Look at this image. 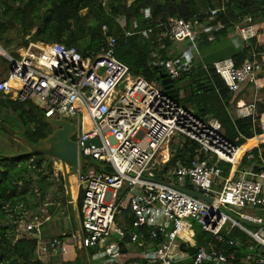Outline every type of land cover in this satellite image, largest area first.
Returning <instances> with one entry per match:
<instances>
[{"label":"built area","instance_id":"obj_1","mask_svg":"<svg viewBox=\"0 0 264 264\" xmlns=\"http://www.w3.org/2000/svg\"><path fill=\"white\" fill-rule=\"evenodd\" d=\"M223 12V8H209L204 14L212 20ZM141 15L147 20L149 8ZM198 18L169 22L164 37L184 44L186 59L175 61L174 68L168 69L164 61L156 64L152 58L150 65L160 68L166 78L174 81L190 71L200 59V36L210 29H222L220 24L210 27ZM102 29L107 32L106 27ZM137 29L134 21L132 30ZM232 30L238 31L231 44L239 51L248 49L257 37L249 16L230 22L226 31ZM133 31L125 35L130 37ZM147 32L152 29L139 34L147 38ZM116 45L115 37L110 36L98 54L83 56L75 47L36 41L15 49L17 59L0 47V57L10 63L9 73L0 77V97L38 108L45 121L73 123L76 130L71 139L79 161L84 166L90 162L98 165V170L94 166L93 170L87 168L79 178L77 188H83L85 195L77 233L67 227L68 217L64 218L67 232L44 240L42 227L51 216L46 213L20 219L18 229L23 234L19 231L16 237L24 235L36 240L35 256L42 264L52 260L61 264L64 239L69 235L75 237L79 252L92 251V264H174L188 257L184 248L190 244L181 242L179 236L194 223L212 240L195 248L192 264H264V169L247 168L235 174L234 167L244 151L226 138L221 123L215 118H201L181 105L176 90L173 97L156 81L133 75L115 58ZM256 55L251 51L239 67L229 58L212 64L233 96L264 69V61H258ZM34 99L43 106H37ZM257 103L237 101L236 118L254 120L258 117ZM260 127V141L264 142V120ZM93 140L98 144L89 143ZM260 141L252 146L258 147ZM186 143L195 146L193 157L187 164L176 162L163 174L162 167L175 151L172 146L182 148ZM220 163L229 166L226 177ZM182 189L215 203L198 200ZM123 203L128 207L126 215L120 211ZM225 210L243 211L239 218L252 230L225 214ZM235 228L254 243L240 257L236 251L226 253L214 245L225 240L223 233L228 236ZM108 239L110 243L101 248ZM228 244L235 247L238 242L229 240Z\"/></svg>","mask_w":264,"mask_h":264},{"label":"trees","instance_id":"obj_2","mask_svg":"<svg viewBox=\"0 0 264 264\" xmlns=\"http://www.w3.org/2000/svg\"><path fill=\"white\" fill-rule=\"evenodd\" d=\"M103 2L105 6L102 5ZM146 8L152 13L151 22L141 15V11ZM209 8L224 9V12L213 18L210 23L214 26L220 24L222 29L212 33V36H200L198 47L202 57L195 61L190 71L181 73L173 81L178 101L184 107L191 108L201 118L217 119L226 138L244 150L234 167L235 174L247 168L259 171L264 169V142L260 141L264 103L259 102L258 117L254 120L238 119L234 113L231 115V108L240 100L239 94L233 96L228 92L222 79L214 72L212 64L229 58L239 67L249 58L251 51L257 54L258 61H264V43H259V36L251 40L248 49L239 51L231 44V39L238 35V31H226L230 22H240L249 16L257 32L264 34V0H0V43L9 46L11 40L6 39V34L11 28L18 27L24 36L19 47L36 41L55 42L66 47H75L83 56H90L98 54L106 38L111 36L115 37L117 42L115 58L126 65L133 75L155 81L163 72L160 68L150 65L151 53L155 50L161 55L164 53V50H159L156 42V29L161 28V31L167 34L169 22L174 19L188 21L199 17L201 22L206 23L209 16L204 13ZM119 18L123 19V24L119 22ZM134 21L138 23V29L135 31L132 30ZM103 27H106V33L103 32ZM146 29H152L154 32L150 39H145L139 34ZM131 31L134 34L127 37L126 32ZM160 43L165 49L172 46L167 36ZM181 81H184V85L178 87ZM253 83L250 82L242 92ZM0 109H8L13 113V119L20 122L30 142L34 143L32 146L52 133L42 112L30 104L10 102L0 97ZM0 131L5 133L3 128H0ZM257 141H260L259 146H252ZM172 149L175 151L162 167L163 174L173 168L176 162L187 164L188 159L194 155L195 146L186 143L182 148L172 146ZM31 158L33 159L29 162ZM44 165L45 160L39 154L0 156V264H42L35 256L36 240L15 239L9 218L15 217L14 220H18L10 213H14L17 206L27 204L29 197L37 193L30 190L34 181L30 175L33 173L39 177L36 187L41 192V201H44L43 191L51 186L46 175L51 168L45 173ZM92 166L98 167L95 163H92ZM219 166L226 177L229 166L225 163H220ZM84 195L85 191L80 188L76 200L79 215ZM61 200L67 203L66 196ZM120 211L122 214H128L126 203L121 205ZM7 222L8 224H4ZM223 236L225 240L214 245L226 253L236 251L237 257L254 244L237 228L228 236L223 233ZM229 240H235L238 245L230 247ZM64 249L60 263L79 264L75 237L69 235L64 239ZM194 252L195 250H192L190 253Z\"/></svg>","mask_w":264,"mask_h":264},{"label":"rangeland","instance_id":"obj_3","mask_svg":"<svg viewBox=\"0 0 264 264\" xmlns=\"http://www.w3.org/2000/svg\"><path fill=\"white\" fill-rule=\"evenodd\" d=\"M82 13H84V11ZM149 15H150V17H148L147 20L146 19L145 20L148 22H151L153 20V18H152V13H151L150 9H149ZM118 20L121 24H123L122 18H119ZM212 21L213 20L207 19L206 25L212 27V24H210ZM255 29H256V26H255ZM156 30H157L156 42L159 45V50H164L163 51L164 53L161 55L159 53V51H156V50L152 51L151 60H152V58H154V63H156V64H158L159 62L162 63V61H164L166 63L165 65L168 67V69L174 68V62L175 61H177L178 63H181L186 59V57L184 56V53H183L184 52L183 49L185 48V46H184V44L172 42V46L165 49L164 46L160 43V41L162 39H164L165 32L161 31V28L156 29ZM213 32H214L213 29H210L208 31V33H206L205 35L212 36ZM153 33H154L153 31L147 32V34H146L147 38H145L143 36L142 37L145 39H150V37L153 35ZM256 33H257V37L259 36V43L260 44L262 42L264 43V34L258 33L257 29H256ZM23 37L24 36L22 35L20 28H18V27L17 28H11L9 30V32H7V34H6V39L11 40V43L9 44V46H5L4 44L0 43V47L2 49H4L7 52V54H9L11 57L17 59L18 56L15 53V49L19 48V44L21 43ZM25 39H27V37H25ZM200 57H202V55ZM9 70H10V63L0 57V72L2 71L0 73V77H2L3 75H7L9 73ZM257 75L260 78L256 77V79L253 81L254 83L252 85H250L249 88H247L245 90V92H241L239 94V97H240V100L244 101L245 103L258 102L257 103V106H258L259 102L264 103V69L260 73H258ZM155 81L160 86L165 85L164 80H155ZM183 85H184V81H181L177 86L182 87ZM34 103L37 106H40V107L43 106V103L38 99H34ZM234 107H232L230 110L231 115L233 113L235 114V108ZM13 116L14 115L10 110H8V109H2L1 110L0 109V122L3 121L2 123L7 125V126L13 125V130L19 129L21 131L22 129H24L23 126L20 124V122H17L15 119H13ZM12 138H13V140H15L14 136H12ZM73 140H75V138H73ZM10 143H12L14 145L16 144L15 146H17V154L18 155H22V154L27 155L28 154V150L22 148V146H19L16 143V141H12L10 135L7 134V136H6L3 131H0V156H9L10 157V156L15 155V153L13 151V147L11 148L9 146ZM32 159L33 158H31V160L29 162H31ZM90 167H93L92 162H90L88 166H84L82 161L80 160L77 175L71 177L70 181H69L70 193H71L76 211H77L76 200H77L78 190H79V187L77 188V185L79 184V178H80L82 173H84V174L86 173L87 168H89L90 170L94 169V167L93 168H90ZM49 168H51L50 169L51 171L46 175H47V177H49L47 181H48V183H50L51 186L49 187V189H45L43 191V193L45 194L44 201H41V192L36 187V185H37L36 183L38 182L39 177L37 175H35L36 173H33L30 175L31 177L34 178V181L30 187V190H34L37 193H33V196L29 197L27 204H21V205L17 206L15 212L10 213L12 216L13 215L16 216V219L18 218V220H14L15 217H13V219H12V217L9 218L11 224L13 225V230H14L13 233H14L15 237L22 233L20 231V228L18 229V227H20V225H21L20 219L23 218L24 220H26L27 217H30L32 215H38V216L41 215L42 216L46 213H48V215H52L51 222H53L54 224H58V226L55 228L54 231H50L46 235L44 233V237L46 239L49 240L54 236L60 235L61 233H64V232H67V227H66L64 218L67 219L70 216H69L68 203L63 202L61 200V198H63V196H66L65 186H64V181H63V175H62V168H61L60 163L57 161H53L52 164L49 166ZM49 168H48V170H49ZM170 170H168L167 172H169ZM76 180H77V183H76ZM224 212H225V214H228L231 217H233L235 220H237L241 225L245 226L246 228L251 229L247 225V222H245L239 218L240 214H243V211L236 213V212H232L229 210H225ZM263 217H264V213H263ZM78 220H80L79 215H78ZM4 224H8V222L4 223ZM47 225H49V224H47ZM118 226L120 228H123V226H121V224H119V223H118ZM16 238L17 239L26 238V236L23 235L20 237L18 236ZM209 239L212 240V237L210 234L202 231V229L200 227H198L197 225L192 223V228L187 230L185 233L182 232L179 236V240L181 242H183V243L187 242L190 244L189 247L184 248V252L188 254V257L184 258L183 260L176 261V262H174V264H192L194 254H191L190 252L192 250H195V248H197V246L199 244L202 245L203 243L208 242L207 240H209ZM80 254L83 258L84 264H92L93 263L91 260V257H90L92 255L91 250L82 249L80 251ZM50 264H56V261L52 260L50 262Z\"/></svg>","mask_w":264,"mask_h":264},{"label":"water","instance_id":"obj_4","mask_svg":"<svg viewBox=\"0 0 264 264\" xmlns=\"http://www.w3.org/2000/svg\"><path fill=\"white\" fill-rule=\"evenodd\" d=\"M101 71H103V69H101ZM157 80H164L165 85H161L163 89L171 93L173 97L176 96L173 80L166 78L164 74L159 75ZM46 123L52 129V133L40 142V147H35L28 143V141L25 138L24 129L21 130L22 137L19 138L17 136L19 132L13 130V125L7 126L0 122V128L5 129L8 135L14 136L15 141L21 143L24 147H26L28 149V154L41 155L42 159L45 160V165H44L45 173H47L48 168L53 161H57L61 164L63 181L65 186V194H66V199L69 208V215H70V222H68V226L70 225L73 231L77 233L79 231L77 211L75 210L74 202L69 187L70 178L75 176L78 172L79 158L77 156L76 144L71 139L72 136L75 134L76 128L73 123L64 120H46ZM89 143H93L97 145L98 141L93 140L90 141ZM13 151L15 153L14 156H19L17 154V146L13 147ZM66 166L70 168L68 171L66 169ZM182 190L186 192L188 195L198 200L205 201L209 204L215 203L211 198L205 197L197 192L184 190V189ZM257 215L260 216V211H257ZM113 237L118 239L119 235L113 233ZM69 240L71 241V239ZM110 241H111L110 239L106 240L101 245V248H103L106 244L110 243ZM77 253L79 257V264H84L78 246H77Z\"/></svg>","mask_w":264,"mask_h":264},{"label":"crops","instance_id":"obj_5","mask_svg":"<svg viewBox=\"0 0 264 264\" xmlns=\"http://www.w3.org/2000/svg\"><path fill=\"white\" fill-rule=\"evenodd\" d=\"M50 212V211H49ZM78 215H79V213H78V211H77V217H78ZM70 216V215H69ZM51 219H52V215L50 216V219H49V221L48 222H46L44 225H43V227H42V238L44 237V233H45V235L46 234H48L50 231H54L55 230V228L58 226V224H54L53 222H51ZM66 223V222H65ZM47 224H49V225H47ZM67 227H69V228H71L72 229V227L69 225V226H67ZM73 230V229H72ZM74 232V231H73ZM44 240H48V239H46L45 237L43 238Z\"/></svg>","mask_w":264,"mask_h":264},{"label":"flooded vegetation","instance_id":"obj_6","mask_svg":"<svg viewBox=\"0 0 264 264\" xmlns=\"http://www.w3.org/2000/svg\"><path fill=\"white\" fill-rule=\"evenodd\" d=\"M175 88V87H174ZM14 131H18L19 132V134L17 135L19 138H21L22 137V132L19 130V129H17V130H14ZM6 136H7V133H6V130H5V133H4ZM9 137V136H8ZM11 137V139H12V141H15V140H13V138H12V136H10ZM25 138H26V140L28 141V143L29 144H34V143H32V142H30V140H29V138H28V136H27V134H26V132H25ZM13 143V142H12ZM12 143H10V147L12 148V147H14L15 145L14 144H12ZM16 143L19 145V146H22V148H24V149H26V150H28L26 147H24L21 143H19V142H17L16 141ZM35 147H40V143H38V144H35ZM52 164V163H51Z\"/></svg>","mask_w":264,"mask_h":264},{"label":"bare ground","instance_id":"obj_7","mask_svg":"<svg viewBox=\"0 0 264 264\" xmlns=\"http://www.w3.org/2000/svg\"><path fill=\"white\" fill-rule=\"evenodd\" d=\"M258 142V141H257ZM257 142H255V143H253V144H256ZM252 144V145H253ZM241 151H244L243 149H240ZM66 169H67V171H68V169H69V167L68 166H66Z\"/></svg>","mask_w":264,"mask_h":264}]
</instances>
